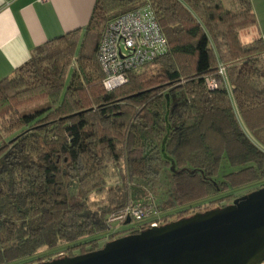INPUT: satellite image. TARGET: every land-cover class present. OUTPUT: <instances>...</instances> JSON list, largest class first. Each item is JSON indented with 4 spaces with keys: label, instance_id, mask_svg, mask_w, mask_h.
<instances>
[{
    "label": "trees",
    "instance_id": "trees-1",
    "mask_svg": "<svg viewBox=\"0 0 264 264\" xmlns=\"http://www.w3.org/2000/svg\"><path fill=\"white\" fill-rule=\"evenodd\" d=\"M145 5L168 52L107 91L103 32ZM256 26L250 0H96L85 30L1 81L0 264L98 251L157 219L231 205L232 189L264 188V39L243 38ZM223 162L235 171L219 181ZM130 206L152 209L110 223Z\"/></svg>",
    "mask_w": 264,
    "mask_h": 264
},
{
    "label": "water",
    "instance_id": "water-1",
    "mask_svg": "<svg viewBox=\"0 0 264 264\" xmlns=\"http://www.w3.org/2000/svg\"><path fill=\"white\" fill-rule=\"evenodd\" d=\"M38 264H264V188L98 251Z\"/></svg>",
    "mask_w": 264,
    "mask_h": 264
},
{
    "label": "crops",
    "instance_id": "crops-1",
    "mask_svg": "<svg viewBox=\"0 0 264 264\" xmlns=\"http://www.w3.org/2000/svg\"><path fill=\"white\" fill-rule=\"evenodd\" d=\"M264 39V0H250ZM96 0H0V82L13 76L48 41L87 27ZM247 41V40H246ZM248 41V42H249Z\"/></svg>",
    "mask_w": 264,
    "mask_h": 264
},
{
    "label": "built area",
    "instance_id": "built-area-1",
    "mask_svg": "<svg viewBox=\"0 0 264 264\" xmlns=\"http://www.w3.org/2000/svg\"><path fill=\"white\" fill-rule=\"evenodd\" d=\"M168 52L155 11L151 5L122 15L109 22L98 47V62L104 74L103 86L113 91L129 81L132 70L142 67ZM219 75L225 77V68L220 66ZM226 79V78H225ZM221 81L206 79L210 90L218 89ZM147 206H130L111 218V224L121 225L128 219L141 221L149 216ZM165 221H152L148 229L163 226Z\"/></svg>",
    "mask_w": 264,
    "mask_h": 264
},
{
    "label": "rangeland",
    "instance_id": "rangeland-1",
    "mask_svg": "<svg viewBox=\"0 0 264 264\" xmlns=\"http://www.w3.org/2000/svg\"><path fill=\"white\" fill-rule=\"evenodd\" d=\"M248 36V33L245 32L243 33V38L247 41H249L248 39L250 37H247ZM252 39V38H250ZM235 170H233L232 168L229 167V165L226 163V162H223V165H222V168H221V171H220V174H219V177H218V180L221 181L223 179V176L229 174L230 172H233ZM252 189L254 188H243V189H238V190H231L229 192V194H233V195H236L238 198L242 197V196H245L247 194V192L251 191ZM94 200H97V201H101L102 199L101 198H97V199H94ZM212 207L211 204L209 202H202L200 205H199V208L201 210H205L207 208H210ZM197 210V207H194L193 209L189 210V214L190 215H193L195 214V211ZM179 217V214H175L173 215L172 217H169V218H166L167 220H163V221H168V222H171V221H174L176 220L177 218ZM135 223L133 222L132 225H134ZM128 227V226H126Z\"/></svg>",
    "mask_w": 264,
    "mask_h": 264
}]
</instances>
